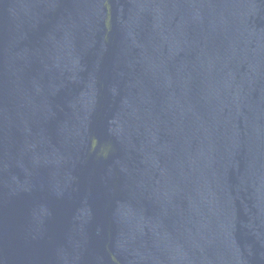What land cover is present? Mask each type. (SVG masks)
<instances>
[{
    "label": "water",
    "instance_id": "1",
    "mask_svg": "<svg viewBox=\"0 0 264 264\" xmlns=\"http://www.w3.org/2000/svg\"><path fill=\"white\" fill-rule=\"evenodd\" d=\"M0 264H264V0H0Z\"/></svg>",
    "mask_w": 264,
    "mask_h": 264
}]
</instances>
